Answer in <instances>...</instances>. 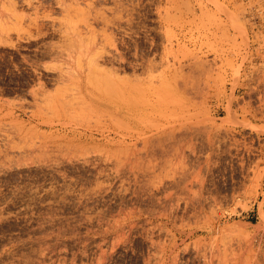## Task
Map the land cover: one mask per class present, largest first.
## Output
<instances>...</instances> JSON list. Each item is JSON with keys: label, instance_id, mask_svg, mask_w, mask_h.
Wrapping results in <instances>:
<instances>
[{"label": "rangeland", "instance_id": "1", "mask_svg": "<svg viewBox=\"0 0 264 264\" xmlns=\"http://www.w3.org/2000/svg\"><path fill=\"white\" fill-rule=\"evenodd\" d=\"M0 264H264V0H0Z\"/></svg>", "mask_w": 264, "mask_h": 264}, {"label": "bare ground", "instance_id": "2", "mask_svg": "<svg viewBox=\"0 0 264 264\" xmlns=\"http://www.w3.org/2000/svg\"><path fill=\"white\" fill-rule=\"evenodd\" d=\"M96 68V67H95ZM99 69V68H98ZM98 71H100V70H98ZM101 71H102V69H101ZM107 72V71H106ZM113 72V71H112ZM102 73V72H101Z\"/></svg>", "mask_w": 264, "mask_h": 264}]
</instances>
